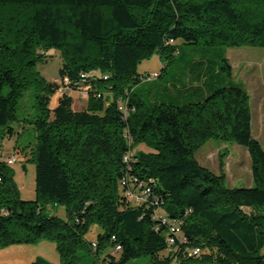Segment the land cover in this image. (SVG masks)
Masks as SVG:
<instances>
[{"label":"trees","instance_id":"trees-1","mask_svg":"<svg viewBox=\"0 0 264 264\" xmlns=\"http://www.w3.org/2000/svg\"><path fill=\"white\" fill-rule=\"evenodd\" d=\"M179 40L264 48V0H0V128L14 135L31 89L36 112L35 145L15 149L35 166V200L21 198L0 153V250L47 241L60 264H79L87 245L95 264L143 257L151 264H264V148L253 136L250 96L233 83L225 52V86L207 85L213 69L202 60L189 84L179 78L162 86L159 102L136 95L144 80L139 64L158 55L161 78ZM50 52L61 57L59 82L37 68ZM201 81L204 88L195 86ZM82 90L87 108L75 111L68 92ZM186 96L198 101L185 103ZM213 141L248 151L249 188H229L222 173L200 165L198 152ZM51 205L66 218L48 215ZM94 226L102 233L89 243Z\"/></svg>","mask_w":264,"mask_h":264},{"label":"rangeland","instance_id":"rangeland-1","mask_svg":"<svg viewBox=\"0 0 264 264\" xmlns=\"http://www.w3.org/2000/svg\"><path fill=\"white\" fill-rule=\"evenodd\" d=\"M180 53L165 68L163 76L154 77L146 80L148 76L162 73V61L158 55L143 61L138 66V74L144 80L136 87V95L145 102H159L167 94L161 87L166 84H175V80L181 78L189 84L190 71L195 62L207 61L212 67L210 79L205 78L209 84L215 81L220 86L227 83L226 74L221 71V59L219 54L225 52V58L229 61L232 68V81L237 86L246 90L250 96L252 109V128L253 136L264 148V48L241 47V48H205L203 46H187L183 41L176 42ZM210 62V63H209ZM165 63V62H164ZM164 65V64H163ZM62 66L60 54L50 52L47 59L38 65V71L48 82H56L58 70ZM202 70V68H200ZM221 72L220 75L216 74ZM186 75V76H185ZM225 79V80H224ZM205 80V82H206ZM195 83V86L204 88V83ZM215 86H218L216 84ZM219 87V86H218ZM72 95L73 109L83 111L87 108L88 98H82L80 93L68 92ZM67 93V94H68ZM68 94V95H69ZM185 103L196 102L197 98L185 97ZM34 90H29L20 101L18 110V121L12 125L14 135L9 136L5 128H0V153L2 161L10 156H16L17 162L10 165L15 173V182L21 193V198L26 201L35 200V166L26 163L25 159L15 151L16 147H33L36 143V132L32 122L36 112L34 108ZM138 150L149 152L145 146H140ZM197 160L203 167L209 169L214 174L222 173L229 188H249L252 185L251 159L248 151L237 144H221L210 142L204 146L197 154ZM1 161V158H0ZM25 166V170L23 169ZM46 213L50 216L66 218L65 210L61 206L51 205ZM102 233L99 226L92 227L86 240L89 243L95 241L96 236ZM106 254L113 255L118 260L120 254L114 248H109ZM101 259L105 258V255ZM42 259L51 264H60V256L53 243L44 241L36 246H12L8 249L0 250V264H33ZM96 257L89 252V246H85L79 252V264H95ZM128 264H151L150 257H143ZM174 264H181L175 262Z\"/></svg>","mask_w":264,"mask_h":264},{"label":"built area","instance_id":"built-area-1","mask_svg":"<svg viewBox=\"0 0 264 264\" xmlns=\"http://www.w3.org/2000/svg\"><path fill=\"white\" fill-rule=\"evenodd\" d=\"M172 44H174V43L172 42ZM153 76H154V77H158V74H154V75L149 76V77H148V80H151L152 78H154ZM56 82H59V80L57 79ZM66 83H68L67 80H66ZM59 92L62 93V90H60ZM80 94H81L82 98H84V99H87V98H88L87 90H82V91L80 92ZM120 109L122 110V108H120ZM123 110H125V107H124ZM125 116H127V114H125ZM126 161H128V159H126ZM16 162H17V157H16V156H10V157L6 160V163H7L9 166L12 165V164H14V163H16ZM146 192L148 193V192H150V191L147 189ZM127 196H129V197L132 198V199L136 198V197H134V195H132L131 192H128V193H127ZM136 199H137V198H136ZM94 246H95V245H94ZM118 250H120L119 247L117 248V251H118ZM193 254H194V255H199V254H200V249H195V251L193 252Z\"/></svg>","mask_w":264,"mask_h":264},{"label":"crops","instance_id":"crops-1","mask_svg":"<svg viewBox=\"0 0 264 264\" xmlns=\"http://www.w3.org/2000/svg\"><path fill=\"white\" fill-rule=\"evenodd\" d=\"M163 67H164V65L162 64V69H161V71L163 70ZM156 74H160V73H156ZM211 88V86H208L207 87V89H210ZM207 91V90H206ZM73 92H71V94H72ZM204 93V92H203ZM208 93V92H207ZM205 95H207L206 93H205ZM72 96V95H71ZM173 98H175V97H173ZM57 106V102H54L53 103V105H52V108H55Z\"/></svg>","mask_w":264,"mask_h":264}]
</instances>
